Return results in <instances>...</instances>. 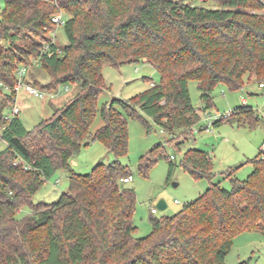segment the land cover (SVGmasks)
Returning <instances> with one entry per match:
<instances>
[{"label": "trees", "instance_id": "trees-1", "mask_svg": "<svg viewBox=\"0 0 264 264\" xmlns=\"http://www.w3.org/2000/svg\"><path fill=\"white\" fill-rule=\"evenodd\" d=\"M59 12L66 15L64 46L55 41L58 25L52 21ZM137 62L152 65L159 81L132 98L104 103L103 124L89 134L106 88L103 66ZM36 66L50 77L48 83L28 80L37 88L72 84L76 91L28 129L10 108L19 68L29 74ZM245 76L259 84L264 80V0H4L0 264H228L237 234L264 230V150L251 160L253 169L244 179L235 176L236 167L225 171L226 189L214 181L207 151L185 149L181 167L194 179H206L207 189L172 216L150 217V233L136 237L135 191L120 180L131 175L119 160L128 151L123 113L146 128L142 115L151 118L170 141L177 132L186 138L201 112L212 107L215 86L238 89ZM190 80L197 81L199 108L191 102ZM234 120L252 128L260 116L243 104L212 125ZM89 137L101 141L114 159L78 173L70 162ZM161 156L162 145L156 144L141 156L139 171L147 172ZM57 169L68 173L67 190L55 202L33 203L34 193ZM24 205L31 211L18 218Z\"/></svg>", "mask_w": 264, "mask_h": 264}, {"label": "rangeland", "instance_id": "rangeland-1", "mask_svg": "<svg viewBox=\"0 0 264 264\" xmlns=\"http://www.w3.org/2000/svg\"><path fill=\"white\" fill-rule=\"evenodd\" d=\"M4 5V0H0V11ZM206 5L213 6V3ZM62 18L66 15L62 13ZM55 41L58 45L66 44V37L63 26L58 25L55 29ZM102 76L106 88L102 90L97 99V110L93 117L89 134H93L102 124L103 120L99 115V108L113 98L127 100L137 95L150 85V81L157 83L160 75L156 69L148 63H126L118 67L105 65L102 69ZM28 79H37L41 83L50 81L49 75L40 67H31ZM264 84V80L262 81ZM65 84L60 87L63 88ZM69 90H62L56 98L66 101L76 89L75 85L68 84ZM190 98L195 108L201 107L197 81L190 80L188 83ZM213 105L206 111L212 118L230 111L236 106L243 104L255 108L260 116L257 125L250 128L247 124H239L223 121L218 125H209L206 129H200L204 124V112H201V119L192 128V133L184 138L181 132L171 136L164 132L159 125L151 118L142 115L148 122L146 128L144 123L137 118L130 117L123 113L128 124V151L119 160L128 166L131 180L125 185L132 187L135 191V208L133 222L136 226L135 236L144 237L151 231L150 217L160 218L162 216H172L177 213L184 204L195 200L208 187L206 179H194L181 165V157L185 149L195 147L207 151L211 157L214 181H220L221 186L228 189L230 181L224 176L229 168H235V176L244 179L252 171L251 160L258 154L261 143L264 142V86H259L256 79H243V85L238 89H229L225 84H218L212 92ZM52 98V97H51ZM242 99H245L244 102ZM41 100V99H33ZM31 104V100H25ZM47 108L50 105L46 104ZM50 113V112H49ZM47 114L39 112L34 107L21 111L19 116L25 126L31 129L40 119ZM89 136V135H88ZM88 144L80 148L71 160V166L78 173H87L99 161L109 163L114 159L99 140L87 138ZM181 141L179 148L175 142ZM156 144L162 145L165 156L159 157L145 173H141L138 168L139 160ZM4 143L0 141V150ZM171 156H173L171 158ZM73 161V163H72ZM169 161L175 166L171 169ZM67 171L57 169L54 174L47 179L32 196L33 203L55 202L60 193L68 188ZM176 183V185L174 184ZM163 199L166 203L164 209L157 207V202ZM157 209L152 213L150 208ZM31 211L28 205L22 206L17 217L22 218ZM228 264H264V230L246 231L237 234L232 241L230 251L226 255Z\"/></svg>", "mask_w": 264, "mask_h": 264}, {"label": "built area", "instance_id": "built-area-1", "mask_svg": "<svg viewBox=\"0 0 264 264\" xmlns=\"http://www.w3.org/2000/svg\"><path fill=\"white\" fill-rule=\"evenodd\" d=\"M52 21L54 23H56L57 25H63L64 19L62 18L61 12L52 16ZM45 50H46V48L43 49V52ZM151 84H153V83H151ZM60 86L55 90H48V91L37 88L36 86H34L33 84H31L28 81V79H27V68L21 67V68H19V70L17 72V81H16V84L14 86V89L16 92H18L20 89L24 88L30 96H33V97L38 98V99H43L45 97H58V95L61 93L62 90H64V91L69 90L68 85H64L63 88ZM259 86H264V84L260 83ZM203 112L205 114L203 117L204 124H202L200 126V129H206L209 125H212L213 121L216 118L228 117V116H231V114H232V110H230V111H227V112H224V113H221V114L215 116V118L213 119L209 112H207V111H203ZM14 113H16V108L13 109V111L11 112V115ZM260 148H261V150H264V142L261 144ZM172 157L173 156H171V158ZM131 178H132V176L128 175V176L122 177L120 180H121V182L126 183V182L130 181ZM150 210L152 213L157 212V209L154 207H151Z\"/></svg>", "mask_w": 264, "mask_h": 264}, {"label": "crops", "instance_id": "crops-1", "mask_svg": "<svg viewBox=\"0 0 264 264\" xmlns=\"http://www.w3.org/2000/svg\"><path fill=\"white\" fill-rule=\"evenodd\" d=\"M28 80L31 81V79H28ZM70 96H69V98H70ZM33 99H38V98L30 96L26 92V90L24 88L20 89L18 92H16L15 101H14L13 106L10 108V113L13 111L14 108H16V113H14V114H17L19 116V113L21 111H24V110H26V108H30L32 106V107L38 109L39 112H44V114H47L45 118H48L49 116H51V114L54 112V110L56 108L60 107L65 102V101H62V100H57L56 98L54 99L53 97L52 98L51 97H45V98H43L41 100H35V101H33ZM25 100H31V104L30 103H26ZM242 100L244 102L246 101L245 99H242ZM46 104L50 105V107L47 108ZM45 118H42V119H45ZM38 122H36L35 125ZM72 163H73V161H72Z\"/></svg>", "mask_w": 264, "mask_h": 264}, {"label": "water", "instance_id": "water-1", "mask_svg": "<svg viewBox=\"0 0 264 264\" xmlns=\"http://www.w3.org/2000/svg\"><path fill=\"white\" fill-rule=\"evenodd\" d=\"M176 185V183H174ZM157 207L159 209H164L166 207V203L163 199H160L158 202H157Z\"/></svg>", "mask_w": 264, "mask_h": 264}]
</instances>
